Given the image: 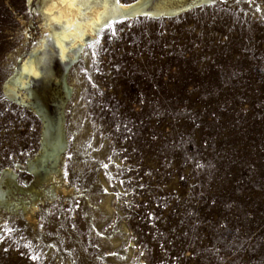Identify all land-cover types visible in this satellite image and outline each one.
Wrapping results in <instances>:
<instances>
[{"label":"rangeland","instance_id":"obj_1","mask_svg":"<svg viewBox=\"0 0 264 264\" xmlns=\"http://www.w3.org/2000/svg\"><path fill=\"white\" fill-rule=\"evenodd\" d=\"M44 2L0 0V190L60 155L74 192L0 198V264H264V0L118 18L66 60Z\"/></svg>","mask_w":264,"mask_h":264},{"label":"bare ground","instance_id":"obj_2","mask_svg":"<svg viewBox=\"0 0 264 264\" xmlns=\"http://www.w3.org/2000/svg\"><path fill=\"white\" fill-rule=\"evenodd\" d=\"M212 1L214 0H155L154 2L152 0H135L129 4H122L119 0H46L42 11L48 24L42 26V32L49 33L51 47L56 49L58 56L65 60L75 59L76 51L87 38L95 37L104 26L118 18L172 17L192 7L209 4ZM72 61L70 60V63ZM41 67L44 69V77H47L48 67L43 57L31 59L27 64L21 66L18 74L14 75L16 84L6 83L3 87L4 90L13 93L18 83H24L22 75L27 77L41 74ZM52 149L51 151L55 150V148ZM54 162L52 167L45 169L43 175L35 173V180L26 189H22L16 184L15 177L10 174L5 177V175V189L0 190V198L13 196L15 192L27 194L29 198L28 202H25L22 197L17 198L18 204H12L10 199H4L6 206L10 208L19 206L25 218L33 220L39 204L58 195L72 194L74 189L65 182L62 176L63 158L59 155L54 159ZM32 171L35 172L33 169ZM103 207L107 211L111 210L107 202Z\"/></svg>","mask_w":264,"mask_h":264}]
</instances>
